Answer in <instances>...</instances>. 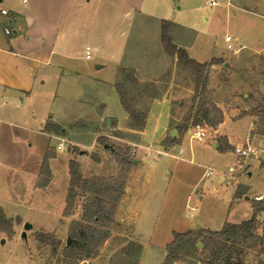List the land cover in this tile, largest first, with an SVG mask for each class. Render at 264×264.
Segmentation results:
<instances>
[{"label":"crops","instance_id":"0c3cea01","mask_svg":"<svg viewBox=\"0 0 264 264\" xmlns=\"http://www.w3.org/2000/svg\"><path fill=\"white\" fill-rule=\"evenodd\" d=\"M197 2L198 0H0V9H6L8 12L6 15L0 13V177L2 178L0 183L3 190L6 191L7 185L8 191L17 195L18 202H29L30 195L33 197L35 191L49 193L55 179L63 177L65 181V177L66 196L69 183L68 161L74 157L72 146L84 147L80 148L76 156V160H79L82 155H85L83 153L85 149L97 150L99 136L106 137L111 144L118 146L138 145L146 150V157L134 160L124 193L117 204L114 225L121 226L122 232L128 231L122 235L141 244L138 240V229L152 224L157 226V205L163 195L161 188L155 190V183L152 182V177H156L161 170L153 166L156 170L149 171L148 175H145L141 168L145 163L157 161L162 155L168 154L172 143L176 142L168 146L164 144V138L170 132L169 126L183 122L177 118L176 109L172 103L175 102L174 98L179 95V92L188 89L189 93H192L193 80L191 77V83L185 85L184 77L174 76L168 81H162L156 76H149L150 74L143 72L144 68L154 71V65L157 61L161 62V54L166 52L162 46L159 48L161 58L153 57L154 51L149 50L146 57L138 60L135 53L128 55V44L132 36L130 34L133 28L138 26L141 30H151L160 36L162 21L173 23L172 31L198 33L194 25L197 21L196 13L200 9ZM244 2H248L247 4L257 10L243 9ZM236 4L235 6L227 0L224 5L264 18V0H258V2L236 0ZM203 17L208 19L207 14H203ZM4 25L9 26L10 34L3 32ZM178 37L180 41L174 44L183 47L189 54V45L182 43L181 33H178ZM230 43L232 45V39ZM226 48H228L227 42ZM228 49H233V46ZM226 54L228 53L216 54L206 60H197L190 54L189 56L198 62H205ZM175 65L173 68H168L165 73L172 71L174 74H180L188 71L178 66L177 60ZM105 68L109 70V78L106 79L104 75L103 77L94 76L101 75L99 71ZM121 68H125V74L129 73L134 78L133 83L127 84L128 90L135 97L134 103L137 110L146 114L144 125L139 129L132 125L134 122L122 107L115 88ZM157 81H162L161 83L165 85L161 83L157 85ZM60 88L64 92L63 99L66 101L70 96L71 106L75 108H68L66 111L58 110L59 94L57 92ZM108 88L109 93H107ZM89 90L93 93L90 94ZM113 98L119 102V108H116V111L118 110L120 115H115L113 112L116 111L110 109L108 100ZM56 101L57 110L53 109ZM141 103L144 106L143 110L139 109ZM158 104L167 106V121L164 123L165 126L156 145L154 142L144 143L143 139L147 137V130L152 119V108ZM177 104L178 108L184 107L183 101L179 100ZM62 112H66V115H62ZM250 117L253 144L264 147V141L257 137V134H260L259 124L252 116ZM227 119L230 118L224 115L216 132H222L221 126ZM103 121L108 126L107 130L102 126ZM47 124H50L49 127L46 126ZM61 124H70L72 129L79 126L80 130L92 134V142L88 144L81 139L61 137L65 131ZM222 134L225 135L223 132ZM188 135L187 133L181 138ZM52 138L58 140L55 145L52 143ZM189 138L195 139L190 136ZM227 141L231 146L233 145L228 138ZM64 143L68 144L66 157L57 154V151L64 150ZM213 143L211 142L210 145L216 147V144L212 145ZM102 148L105 149L104 151L107 150L105 145ZM132 151L135 153L133 149ZM236 156L238 155L234 154V161ZM241 158L245 164L250 160ZM111 160L113 164L108 163V166L102 159L93 161L95 169L100 170L99 173L92 171L85 174L80 165L83 176L112 174L110 171L116 167L118 169V164L114 157ZM256 162L259 164L258 161ZM44 165L47 166L48 172L44 173ZM60 168L62 172L59 173ZM178 168L177 162L171 163L170 168L165 169V175L178 172ZM206 168L204 167L203 178H209L214 174V170L209 167L212 173L205 176ZM231 168L234 167L231 166L229 169ZM162 174L160 173L158 177L159 182L164 184L167 177ZM43 178L46 181L42 186L40 182ZM221 179L225 180L224 175H220L217 181ZM198 198H202V195ZM244 198L248 196L245 195ZM31 199L30 197V201ZM233 200L237 201L234 197ZM186 202L188 204V201ZM196 208L197 206L194 205L191 209L193 211ZM150 209L152 211L149 214ZM192 211L187 215L191 217ZM244 216L247 218L249 215L245 213ZM61 217L64 216L61 214ZM242 220L244 219L240 221ZM198 227L205 228L191 224L187 230ZM110 232L112 236L113 230Z\"/></svg>","mask_w":264,"mask_h":264},{"label":"rangeland","instance_id":"374dc122","mask_svg":"<svg viewBox=\"0 0 264 264\" xmlns=\"http://www.w3.org/2000/svg\"><path fill=\"white\" fill-rule=\"evenodd\" d=\"M205 1L198 0L197 2L200 9L196 13L197 21L194 25L196 31H199L198 33H194V31H172L171 29L170 34L172 42L175 43L180 41L178 33H181L182 43L189 45V54L197 60H206L216 54L228 53L219 57L220 62L214 63L211 69V65H209L206 91L203 96L214 102L222 110L223 117L227 115L230 118L224 121L221 129L233 145L231 149L226 150H219L210 145L211 142L217 144L226 140V136L222 132H216L219 125L215 128L206 124L199 125L205 135L198 139L195 135L198 128L191 127L189 124L188 129H182L179 127V123L171 124L169 130L170 132L174 130V134L170 136V132H168L164 138V144L168 146L172 142H176L172 143L168 150L169 153L162 155L157 161L145 163L141 168L145 175H148L149 171L156 170L153 169V166H157L158 170H161L156 177H152V182L155 183V190L160 187L163 193L161 201L157 205V226L152 224L138 229L141 254L134 253L133 246L130 244V242L137 241H131L122 235L128 231L122 232V227L114 225L113 222L110 227V230H113L112 236L98 249L97 256L82 259L86 260L88 264H133L134 262L136 264H162L165 256L164 247L172 239L174 231H186L191 224H197L211 230H219L226 221L238 222L246 218L245 213L250 216L254 196L260 193L264 194V169L255 159H250L245 164L241 157L236 156L234 161L235 152L233 149L236 144L244 142L247 135H251L253 129H251L250 116L259 124L260 130L258 129V131L260 134L258 133L257 137L259 136L260 140L264 141V49L262 50L264 47V18L257 14L241 11L236 7H226L224 4L227 0H216L219 5L213 7L208 6ZM230 1L233 5H237L236 0ZM255 1L258 2V0ZM247 3L244 2L243 9L257 10ZM203 14L208 15L207 20L204 19ZM226 35H230L233 49L226 48L224 41ZM130 36L128 55L135 53L136 58L140 60L146 57L150 50V52L154 51L153 57L161 58L162 56L161 62L158 63L157 61L154 65V71L144 68L143 72L150 74L149 76H156L162 81H168L169 78L175 76L184 77L185 85L191 83L190 71L180 74H174L172 71L165 73L168 68L174 67L177 57L170 55L164 49L166 53L159 55V48L162 47V44L158 34H154L151 30H141L135 26ZM165 58L167 59L165 60ZM122 70L123 68L120 69L118 81L124 78ZM99 73L101 75L94 76L101 77L104 75L106 79L110 77L108 68L100 70ZM151 73L153 74L151 75ZM162 81H157V85ZM161 84L165 85L164 83ZM108 90L109 88L107 93H109ZM89 92L90 94L93 93L90 90ZM57 93L59 94V111L75 108V106H71L70 96L66 101L63 99V89L60 88ZM193 94L194 90L189 93L186 89V91L179 92V95L174 98L175 102L172 104L176 109L175 114L180 120H183L187 114ZM179 100L183 101V108L177 107ZM108 102L112 111L119 108V102L116 98L110 99ZM142 105V103L139 105L140 110L144 109ZM53 109L57 110V101ZM113 113L115 115L121 114L118 110ZM62 115H66V112H62ZM167 116L168 108L166 105L153 106L152 119L147 130V137L143 139L144 143L154 142L156 145L165 126L164 123L167 121ZM110 120L112 123V119ZM61 125L65 129L61 137L81 139L88 144L92 142V134L80 130L79 126L72 129L70 124ZM102 126L107 130L106 127L108 126L105 121L102 122ZM188 130L191 131L188 132ZM111 132L114 131L111 130ZM187 133L189 134L187 137L181 138ZM189 136L195 139H191ZM115 141L117 142V140ZM57 142L58 140L52 138L54 145ZM109 143L111 142L109 141ZM67 146L68 144L64 143V150L57 151V154L66 157L68 155L66 153ZM131 147L135 151V153L132 151L134 154L131 155L134 160L139 157H146V150H143L142 147L138 145H131ZM131 147L129 146L130 149ZM80 148L84 147L72 146V155L75 158H77ZM104 150L99 144L97 150L88 151L85 149L83 151L85 155L77 160L85 174L92 171L100 172V170L95 169L93 161L102 159L106 162V166L108 163L113 164L111 159L114 155L109 150ZM176 162L179 164L178 172L165 175V169L170 168L171 163ZM231 166L234 168L230 170ZM204 167H211L214 174L209 178H203ZM117 170L116 167L110 172L115 174ZM60 172H62L61 168ZM160 173L167 177L164 184L159 182ZM65 174L67 177V172ZM220 175H224L225 180L221 179L218 182L217 178ZM64 179L65 181L63 177L55 179L56 181L51 186L49 193L45 194L40 190L35 191L33 197L30 195L31 201L29 197L28 201L31 203L18 202L17 195L8 191L7 185V189L4 191L0 183V264H57L61 258V250L66 244L71 222L80 216V209L83 204V198L77 197L71 214L69 216L63 215L66 178L64 177ZM1 181L2 178L0 177ZM199 195H202V198L199 199ZM245 195L248 198L245 199ZM233 197L237 201H234ZM157 199L158 197L155 198L154 203ZM194 205L197 208L192 211L191 208ZM151 211L150 209L148 213L150 214ZM191 211L193 215L190 217L187 214ZM61 214L64 217H61ZM263 217L264 213L261 220ZM25 223L32 224V228L26 231V238H23L21 233ZM259 230L261 231V227ZM46 232L53 233L60 240V246L55 254L52 253V247L46 239H38L39 234ZM201 247L202 244L197 242L198 250H195L194 253L190 248L185 247L181 251L184 262H175L174 264H188L189 262L201 264L197 262V258L201 254L203 255V252H207V249L201 251ZM239 264H264V254L260 253L258 249H246L239 259Z\"/></svg>","mask_w":264,"mask_h":264},{"label":"trees","instance_id":"16d2710c","mask_svg":"<svg viewBox=\"0 0 264 264\" xmlns=\"http://www.w3.org/2000/svg\"><path fill=\"white\" fill-rule=\"evenodd\" d=\"M173 23L162 21L160 41L166 52L176 55L177 62L183 69L190 71L194 84V94L191 106L179 123L180 128L188 129L199 125H208L212 128L217 127L223 121L222 110L212 101L204 98L207 85V69L209 65L219 63L218 58H211L209 62H198L191 58L187 51L172 42L171 27ZM124 78L116 82L115 88L119 94L122 107L127 112L129 118L133 120L136 128H142L146 114L137 110L134 103V95L128 90L129 82L135 80L129 73ZM191 118V121L189 122ZM50 124L46 126L49 127ZM97 142L102 146L107 144L106 149L110 150L119 165L115 174L108 176L84 177L80 164L75 157L68 161L69 183L65 196L63 215L71 214L72 208L77 197L83 198L80 216L72 220L68 229V237L71 242L62 248L61 258L57 264H77L79 260L89 259L97 256L98 249L110 237V227L115 221L114 215L117 204L122 197L125 189L126 180L133 164L132 149L129 146H118L109 143L106 137L99 136ZM219 150L231 149L227 138L222 143H217ZM264 169V160L259 162ZM48 172L44 165V173ZM46 179L40 182L43 186ZM264 200L252 203V213L246 219L238 222H224L219 230L207 228H196L183 232L174 231L173 237L165 246V256L162 264H174L184 262L181 251L188 247L193 253L197 248V242L202 244L203 255L197 258L201 264H239V259L246 249H258L264 254ZM261 227V231L259 230ZM46 239L51 245L52 253L55 254L60 246V240L53 233H41L38 239ZM132 241V240H131ZM134 253L140 254L141 245L137 242H130ZM133 264H136L134 262ZM193 264V263H188Z\"/></svg>","mask_w":264,"mask_h":264},{"label":"built area","instance_id":"2783aa9c","mask_svg":"<svg viewBox=\"0 0 264 264\" xmlns=\"http://www.w3.org/2000/svg\"><path fill=\"white\" fill-rule=\"evenodd\" d=\"M205 3L208 6H215L218 4L215 0H206ZM0 13L3 15L8 14L6 9H0ZM3 32L5 34H10L11 30L8 25L3 26ZM225 41L227 42V47L231 48L232 45L230 43L231 37L228 35L225 37ZM200 126H196L194 128H198L197 132L195 133L196 137L198 139H201L204 137V132L201 131L199 128ZM235 154H237L240 157H243L245 159H255L258 162L261 160H264V147H258L253 144L252 136L249 134L245 137L244 142H241L240 144H237L233 147ZM212 173V169L207 167L205 170V176H209ZM254 200H264V194H259L254 196ZM77 264H88L86 260H79Z\"/></svg>","mask_w":264,"mask_h":264},{"label":"water","instance_id":"95a60500","mask_svg":"<svg viewBox=\"0 0 264 264\" xmlns=\"http://www.w3.org/2000/svg\"><path fill=\"white\" fill-rule=\"evenodd\" d=\"M173 133H174V130H172V131L170 132V136H173ZM212 145L215 146V143H213ZM105 146H107V144H105ZM30 228H32V224H30V223H25V224H24L23 231H22V233H21V236H22L23 238H26V231L29 230ZM2 241H3V240H2ZM70 242H71L70 237H67V238H66V244H68V243H70Z\"/></svg>","mask_w":264,"mask_h":264}]
</instances>
